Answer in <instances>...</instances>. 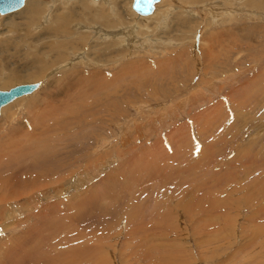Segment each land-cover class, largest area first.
<instances>
[{"label":"rangeland","instance_id":"obj_1","mask_svg":"<svg viewBox=\"0 0 264 264\" xmlns=\"http://www.w3.org/2000/svg\"><path fill=\"white\" fill-rule=\"evenodd\" d=\"M41 1L0 14V89L40 83L0 109V264H264V7L121 0V42Z\"/></svg>","mask_w":264,"mask_h":264},{"label":"bare ground","instance_id":"obj_2","mask_svg":"<svg viewBox=\"0 0 264 264\" xmlns=\"http://www.w3.org/2000/svg\"><path fill=\"white\" fill-rule=\"evenodd\" d=\"M25 2H23V4L24 5H22L20 8V11H21V13L24 15V20H27L29 23H33V22H35V16L38 14V16L40 15V14H42L43 12H45L46 11V7H44L43 6V4H45V2L44 1H41V0H24ZM163 0H159L158 2H156L155 4H154V8H153V10H152V12L150 13V15L149 14H147V15H137L138 17H151V18H156L157 19V22H156V25L157 24H159L158 25V27L161 25V21H162V18H163V16H164V14H166V12L168 11V10H170V7L171 6H175L176 4H177V0H172V4H169L168 5V7L167 8H163V9H158L159 7H160V3L162 2ZM97 2H103V3H105V4H107L108 5V8H106V9H100V10H92L90 7H89V5H92V4H96ZM120 3H121V0H83L82 1V6L80 5V6H78L77 7V9H78V11H75V10H71V11H68L67 12V14H65V15H61L62 13H60L59 11H56L57 10V8L56 9H54V10H52L53 11V13H52V15H53V19H54V21L55 22H57L58 20H63V21H67L68 19H70V20H74V19H77V20H82V18L84 17V15H85V12L83 11V9H84V7H86L89 11H88V20H89V22L90 23H92V22H95V24L96 25H98V29L97 30H95V31H97L96 33L98 34L99 33V35H100V33L101 34H104V35H110V32H108L107 30H110L111 31V33L114 31V27H115V25L117 24V23H119L121 26L119 27V30L118 31H115V33H112L113 35H110V36H113V37H116L117 39H119L121 42L123 41V42H125L126 40H128L130 37H131V29L132 28H130V25H128L127 26V23L125 22V17H124V14H123V10H121L120 9V7H122V6H120ZM100 4V3H99ZM124 4V3H123ZM126 4V3H125ZM215 4L216 5H220L221 4V2H219V1H216L215 2ZM245 4H247L249 7H256V6H258V7H264V0H245ZM103 5V4H102ZM177 6V5H176ZM52 8V7H51ZM55 8V7H54ZM50 9V8H49ZM119 10H121V11H119ZM209 10V9H208ZM216 10H218V11H220L221 12V14H229L231 11L227 8V7H225V6H223L222 8L221 7H217V9ZM204 11H206V10H204ZM209 11H211V10H209ZM212 12V11H211ZM211 12H209L210 13V15L209 14H207V15H209V16H215V15H217V13L215 14V13H211ZM217 12V11H216ZM12 13V12H11ZM232 13V12H231ZM10 14V13H9ZM17 14H18V16H19V11H17ZM2 15V14H1ZM14 15V14H13ZM71 15H73V17L74 18H70V16ZM133 15V14H132ZM18 16H16V17H18ZM38 16H37V18H38ZM205 16V15H204ZM229 16H231V15H229ZM216 17V16H215ZM214 18V17H213ZM212 18V19H213ZM158 19H159V21H158ZM15 20V19H14ZM135 22V21H134ZM11 23V22H10ZM14 23V22H13ZM8 25H9V23H8ZM156 25H154L155 27H156ZM107 27V28H106ZM13 30H17L18 32H19V29H20V26L19 25H16V26H12L11 27ZM95 29V28H94ZM10 30V29H9ZM57 30V29H56ZM106 30V31H105ZM16 33V32H15ZM52 33H54L56 36L57 35H59L60 34V32L59 31H54V32H52ZM81 37V36H80ZM83 37V36H82ZM104 38V37H103ZM79 43V42H78ZM16 44H18V43H16ZM82 45H83V43H81ZM11 45V44H10ZM17 46V45H16ZM15 46V47H16ZM10 47V46H9ZM92 47V46H91ZM16 48H18V47H16ZM4 49V48H3ZM102 52L103 51H105V48H103L102 47ZM18 49H16L15 51H17ZM96 51H98V50H96ZM95 51V52H96ZM210 51V50H209ZM3 52H4V50H3ZM102 52H101V50H99V54L101 53L102 54ZM208 52V51H207ZM2 53V51L0 50V54ZM97 53V54H98ZM92 55V54H91ZM94 56V55H93ZM99 56H104L103 54L102 55H99ZM98 56V57H99ZM100 57V58H101ZM15 73H13V75H14ZM14 76H16V75H14ZM16 79V78H15ZM112 80V79H111ZM28 83V82H27ZM79 84V83H78ZM40 85V84H39ZM39 87V86H38ZM99 87V86H98ZM98 88H96L95 87V90H97ZM203 90V89H202ZM35 91V90H34ZM32 93V92H31ZM31 93H29V94H31ZM197 95L199 94L200 95V92L198 93H196ZM195 95V94H194ZM203 95V94H202ZM22 96H24V95H21V96H18L17 98H20V97H22ZM80 96V95H79ZM78 96V97H79ZM17 98H15V99H17ZM80 98H81V96H80ZM15 99H13L12 101H14ZM74 99V98H73ZM76 100V99H75ZM12 101H10V102H12ZM9 102V103H10ZM74 102V101H73ZM8 104V103H7ZM6 105V104H5ZM5 105H3V106H5ZM36 106V105H35ZM68 106V105H67ZM218 107V106H217ZM52 107H49L48 109L46 108V109H44V110H42V109H37L36 111H33L32 112V115L31 116H33V118H34V122H39V114L41 115V113H43V112H45V110L46 111H50V109H51ZM0 109H1V107H0ZM66 109V108H65ZM56 110V109H55ZM67 110V109H66ZM53 111V110H52ZM67 112H72V111H67ZM73 113V112H72ZM56 114V113H55ZM62 113H60L59 115H61ZM203 114V113H202ZM219 114V113H218ZM42 116V115H41ZM44 116V115H43ZM55 116V115H54ZM58 116V114L56 115V117ZM204 116V115H203ZM59 118V117H58ZM42 119V118H41ZM205 120V119H204ZM54 121V120H53ZM209 121V120H208ZM19 123V122H18ZM18 123L16 124V126L18 125ZM13 126L12 127V131L10 132V133H12L13 131L14 132H19V127L17 126ZM37 128V127H36ZM35 128V129H36ZM11 129V128H10ZM33 129V128H32ZM13 132V133H14ZM19 134V133H18ZM30 134V133H29ZM26 135V134H25ZM22 136V135H21ZM176 136V135H175ZM20 138V137H19ZM32 138V137H31ZM13 139V138H12ZM16 140H17V138H16ZM18 141L19 140H17V141H15L12 145L14 146V147H18ZM21 141V140H20ZM21 142H23V141H21ZM4 143H5V141H4ZM3 143V144H4ZM10 143V142H9ZM8 143V144H9ZM157 143V142H156ZM37 145V144H36ZM42 145V144H41ZM160 146V145H159ZM176 146V145H175ZM3 147V146H2ZM8 148H9V146H8ZM8 148H5V149H8ZM15 151V150H14ZM32 151V150H31ZM12 152H13V150H12ZM150 152V151H149ZM10 153V152H9ZM19 153H20V151H19ZM23 153H24V151H23ZM202 153V152H201ZM17 154V153H16ZM32 154V153H31ZM151 154V153H150ZM153 154V153H152ZM202 154H204V153H202ZM10 155H11V153H10ZM32 156V155H31ZM204 156V155H203ZM10 157V156H9ZM162 158V157H161ZM208 158V157H207ZM139 159V158H138ZM204 159V158H203ZM202 159V160H203ZM168 160V159H167ZM10 161V160H9ZM8 161V162H9ZM163 161H164V159H163ZM17 164H18V162H17ZM155 164V163H154ZM167 164V163H166ZM156 165V164H155ZM154 165V166H155ZM109 176V175H108ZM218 180V179H217ZM93 189V188H92ZM218 189V188H217ZM89 200H90V198H89ZM132 210V209H131ZM135 211V210H134ZM138 213V212H137ZM221 214V213H220ZM252 215V214H251ZM139 217V216H138ZM47 224V223H46ZM257 224V223H256ZM258 225V224H257ZM41 226V225H40ZM258 227V226H257ZM41 228V227H40ZM254 228H255V226H254ZM43 229V228H42ZM50 231V230H49ZM249 245V244H248ZM240 248V247H239ZM23 249V248H22ZM25 251V250H24ZM36 251V250H35ZM26 252V251H25ZM23 254V253H22ZM38 254V253H37ZM25 257V256H24ZM34 257V256H33ZM35 260V259H34ZM14 262V261H13ZM2 264V263H1Z\"/></svg>","mask_w":264,"mask_h":264},{"label":"water","instance_id":"obj_3","mask_svg":"<svg viewBox=\"0 0 264 264\" xmlns=\"http://www.w3.org/2000/svg\"><path fill=\"white\" fill-rule=\"evenodd\" d=\"M159 0H132L131 10L139 15L150 14L154 8V4ZM24 0H0V14H5L19 9L23 5ZM39 82L20 83L7 89H0V107L9 103L13 99L21 95H27L39 86Z\"/></svg>","mask_w":264,"mask_h":264}]
</instances>
